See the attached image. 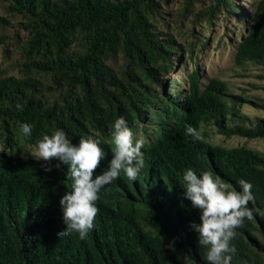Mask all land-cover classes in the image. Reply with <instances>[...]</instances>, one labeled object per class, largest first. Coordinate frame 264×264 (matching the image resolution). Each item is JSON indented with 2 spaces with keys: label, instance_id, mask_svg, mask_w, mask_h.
<instances>
[{
  "label": "trees",
  "instance_id": "obj_1",
  "mask_svg": "<svg viewBox=\"0 0 264 264\" xmlns=\"http://www.w3.org/2000/svg\"><path fill=\"white\" fill-rule=\"evenodd\" d=\"M1 4L25 34L17 32L14 50L0 35L3 59L12 64L10 70L0 65V264H208L207 249L190 228L201 221L184 195L188 168L212 171L237 190L241 179L253 185L254 219L237 229L231 264H264V153L194 141L185 132L186 124L198 131L208 124L227 138L264 139V116L242 110L252 106L264 114V98L234 94L218 77L202 82L198 65L187 69L185 86L180 81L176 88L167 78L204 50L210 38L201 37L202 29L212 32L219 22L223 35L239 36L235 66L264 67V0L248 9L238 0ZM175 4L168 21L166 7ZM258 88L264 91V84ZM121 116L144 141L145 168L136 181L121 172L101 190L86 239L76 232L59 237L66 228L59 202L72 178L65 165L46 172L29 150L37 151V141L54 130L74 144L93 136L106 153L103 171ZM23 123L32 125L31 136L22 134Z\"/></svg>",
  "mask_w": 264,
  "mask_h": 264
},
{
  "label": "clouds",
  "instance_id": "obj_2",
  "mask_svg": "<svg viewBox=\"0 0 264 264\" xmlns=\"http://www.w3.org/2000/svg\"><path fill=\"white\" fill-rule=\"evenodd\" d=\"M16 108L23 111L21 104ZM20 130L26 137L32 135V125L28 123L21 124ZM185 132L194 141L204 140L203 135L190 124L185 125ZM111 137L114 145L112 158L107 168L99 172L106 159L99 139L82 137L74 144L63 130H54L51 135L45 134L37 141V160L44 162V170L50 172L53 167L60 169L65 165L72 178L71 190L59 202L66 224V228L58 233L59 237L76 232L81 239H86L99 213L97 201L101 190L112 184L121 172L129 180L136 181L145 168L144 141L135 137L123 116L115 120ZM53 160L58 163L52 165ZM238 183L240 190L212 171L197 174L188 168L184 172L185 198L200 211L201 223L190 222V228L198 233V245L207 249L205 258L208 264H231L237 252L231 243L237 237V229L244 226L246 219H254V208L249 207L255 200L253 185L244 179ZM167 247L174 250V244Z\"/></svg>",
  "mask_w": 264,
  "mask_h": 264
},
{
  "label": "rangeland",
  "instance_id": "obj_3",
  "mask_svg": "<svg viewBox=\"0 0 264 264\" xmlns=\"http://www.w3.org/2000/svg\"><path fill=\"white\" fill-rule=\"evenodd\" d=\"M240 3H244L245 6L251 8V4L256 3L258 0H238ZM6 5H0V19H5L7 22H0V35L6 34L7 42H10V45L13 46L14 37L17 32H20L21 35L25 34L23 31H20L19 19L14 17L9 13L8 9H6ZM177 8V5L166 7V13L164 14V18L168 21L173 20L174 13L173 10ZM235 24H237L236 20H233ZM229 25V24H228ZM230 28L234 29V24L230 23ZM213 31H209L206 28H203L201 34L203 36H209V43L206 45L204 50H198V55L195 57L198 61L195 62L193 59L187 65H178L175 67L172 74H170L167 78L169 81L174 82V86L178 82L182 81V84L185 86V74L187 69L194 68L198 65L199 70L202 75V82H206L208 78L218 77L224 81H226L230 87V91L234 94H243V96L248 98H264V91L259 89L258 86L264 84V80L257 79V75L263 76L264 79V67L259 65H249L245 67H237L234 64L233 57L235 52V45L239 36L236 37L233 33H229V36L223 35V24L217 23L212 29ZM237 32V29L235 30ZM178 34V33H175ZM235 38H237L235 40ZM192 38H181V41L191 40ZM14 50V46L12 47ZM2 45L0 44V65L6 69L10 70L11 61H4L2 55ZM168 81V82H169ZM175 88V91H176ZM244 88H247L244 90ZM249 106V105H248ZM252 106H244L242 108L243 113L248 115L249 117L255 116H264L263 113L260 114L259 111L251 108ZM199 132L203 135L204 141L208 143H212L215 145H222L226 147H237L241 145H246L247 147L253 148L255 150L261 151L264 153V139H255L248 140L239 137H224L219 135L216 132L215 127L208 124H203L200 127ZM32 154L37 155V151L35 149L29 150Z\"/></svg>",
  "mask_w": 264,
  "mask_h": 264
}]
</instances>
